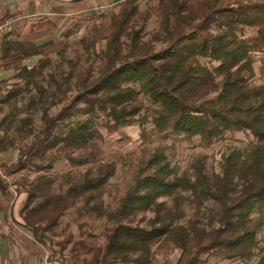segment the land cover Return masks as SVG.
Segmentation results:
<instances>
[{
	"label": "trees",
	"instance_id": "1",
	"mask_svg": "<svg viewBox=\"0 0 264 264\" xmlns=\"http://www.w3.org/2000/svg\"><path fill=\"white\" fill-rule=\"evenodd\" d=\"M139 1L118 3L100 17L81 39L82 53L71 58L57 52L52 60L50 42L2 41L0 69L13 70L17 83L0 96V113L3 105L8 110L0 149L13 148V141L4 143L10 130L32 137L9 173H36L20 186V216L43 244L71 212L79 237L73 241L64 229L60 246L72 243V253L79 246L95 264H151L154 249H177L176 264H207L202 255L247 262L264 237V0H152L142 11ZM152 17L156 29L144 40ZM245 29L254 33L245 36ZM34 57L32 66L24 63ZM133 125L150 148L137 156L102 155L104 135ZM236 133L248 144L223 153L217 170L198 156L184 171L167 155V141L198 139L208 147ZM59 160L69 170L56 183L50 173ZM119 166L122 184L111 196ZM94 225L103 229V243L89 247Z\"/></svg>",
	"mask_w": 264,
	"mask_h": 264
},
{
	"label": "rangeland",
	"instance_id": "2",
	"mask_svg": "<svg viewBox=\"0 0 264 264\" xmlns=\"http://www.w3.org/2000/svg\"><path fill=\"white\" fill-rule=\"evenodd\" d=\"M45 2L46 0H0V18L3 17L0 20V45L4 39H19L29 41L34 45L50 42L51 45L47 46L46 50L50 53L52 60H57V52L63 54L66 58H71L75 51L82 53L80 41L90 35L92 27L101 21L100 17L118 10V0H82L81 11L60 18L49 11L51 7L45 6ZM47 2L50 1L47 0ZM138 5L141 11L145 10L152 5V0H140ZM49 18L56 23L54 31L34 28L36 23L46 21ZM156 26V19L152 17L147 24L144 40L149 39V34L155 31ZM253 33L254 31L250 29H245L244 32L245 36ZM38 58H31L24 63L32 66ZM255 71L257 75L258 64L255 66ZM13 75V70L0 69V96L11 89H15L17 82L12 78ZM142 101L144 107L147 108V100L142 98ZM16 106L20 109V103ZM2 107L0 120L8 111L4 105ZM60 107L61 105L55 106L50 113L54 114ZM144 112L146 111L143 110L140 116ZM19 115L20 117L24 116L23 109ZM33 127L35 132L41 128L40 116H35ZM144 127L146 130L151 129V125ZM231 137L225 142L208 147H203L198 139L189 142L167 141L166 143L170 146L167 155L172 165H176L184 171L189 168L192 160L198 156L205 157L209 170H217L223 153H227L233 148H242L249 141V138L240 133H236ZM0 139H3L2 130H0ZM12 141L14 143L13 148L7 146L5 150L0 149V162L7 178L6 180L0 178L2 184L0 185V264H95L92 261L93 254L89 253L86 254V257L83 256L79 246L75 248L74 253H72V243L65 245L63 249L60 246L67 233L73 235V241H76L79 237L77 224L71 212L61 218L57 235L51 237V242L40 243L28 226L24 224V220L20 216V210L25 200V194H23L20 186L22 187V184L31 182L36 173L26 170L9 173V170L17 163L18 149L29 144L32 137L18 138L15 136V132L10 130L6 134L4 143L8 145ZM98 144L103 153L102 155L111 159L113 154L126 155L128 153L137 156L142 150L150 148L149 144L142 143L140 129L136 125L124 127L121 133L104 135L103 142ZM156 144L157 142H154V145ZM79 169H82V167ZM68 170L69 164L65 160H59L55 162L50 176L56 183H61ZM122 170V167L119 166L116 175L110 180L109 195L111 196L114 195L115 189L122 184ZM4 187L6 189H3ZM110 202L111 198L105 196V203L108 205ZM150 217H152L151 214H147V218ZM64 229L67 233L63 232ZM102 230L100 226L94 225L92 230L94 239L87 243L89 247L103 243ZM260 245L261 249L247 262L219 260L206 255H202L201 258L206 260L207 264H257L259 259L264 256V237L261 238ZM76 253H78L77 256ZM74 255L76 258H74ZM178 256L177 249L172 250L170 253L158 252L154 249L151 264H176ZM83 257L86 260L85 262L82 259ZM108 264L120 263L109 262Z\"/></svg>",
	"mask_w": 264,
	"mask_h": 264
},
{
	"label": "crops",
	"instance_id": "3",
	"mask_svg": "<svg viewBox=\"0 0 264 264\" xmlns=\"http://www.w3.org/2000/svg\"><path fill=\"white\" fill-rule=\"evenodd\" d=\"M40 1H43V0H40ZM50 2H45V6H48V7H51L49 9L50 12H52L54 15H56L57 17H67V16H70L71 14L77 12V11H81V3L79 4H73V3H70V0H65V1H61L60 0H49ZM69 2V4H68ZM57 4V5H56ZM46 21H51L52 23H54L56 25V23L54 22L53 19L49 18V19H46Z\"/></svg>",
	"mask_w": 264,
	"mask_h": 264
},
{
	"label": "built area",
	"instance_id": "4",
	"mask_svg": "<svg viewBox=\"0 0 264 264\" xmlns=\"http://www.w3.org/2000/svg\"><path fill=\"white\" fill-rule=\"evenodd\" d=\"M125 1H128V0H118V3H122V2H125ZM0 178L2 180H6V176H5V172L3 171V167H2V164L0 162Z\"/></svg>",
	"mask_w": 264,
	"mask_h": 264
}]
</instances>
